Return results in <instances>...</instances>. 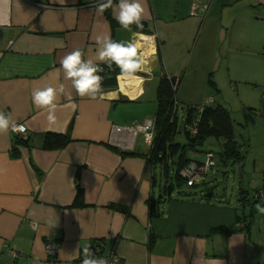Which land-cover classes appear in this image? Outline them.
<instances>
[{"label": "crops", "instance_id": "crops-1", "mask_svg": "<svg viewBox=\"0 0 264 264\" xmlns=\"http://www.w3.org/2000/svg\"><path fill=\"white\" fill-rule=\"evenodd\" d=\"M18 2L10 0L0 8L5 19L0 26V110L26 126L29 145L16 146L14 155L13 134L0 135V264H81L82 248L95 243L102 244L104 252L115 251L122 264H264V215L253 202L255 189L264 188V177L256 187H247L243 179L229 192H208L199 186L216 179L208 174L210 168L189 193L182 188L168 195L163 182L157 183L158 168L147 163L151 144L142 133L141 141L136 144L135 137L131 146L111 141L113 125L153 123L163 74L174 78L178 88L191 80L214 85L213 71H230L227 36H232L241 10L258 12L264 0H142L148 24L142 29L133 25L131 32L114 18L118 9L96 11L100 0ZM137 32L156 35L155 57H150L146 72L138 73L143 83H118L119 69L113 65L108 69L113 85L103 84L108 94L103 100L77 96L64 79L61 59L76 48L95 59L97 35L127 41ZM149 43L141 41L146 54L153 51ZM259 65L262 77L256 86L262 97L253 105L264 116V66ZM61 83L65 94L57 100V123L49 125L46 111L33 105L31 93ZM133 96L137 98L130 99ZM72 103L78 106L75 111ZM48 132L65 134L70 141L45 148ZM260 132L264 138V129ZM247 136L251 142L253 131ZM234 138L240 157H222L224 140L219 138L220 161L230 166L225 175L231 170L242 177V144L235 133ZM120 150L137 154L122 155ZM202 152L204 156L206 150ZM253 163L255 170L260 162ZM78 188L80 203L75 201ZM151 198L160 199L157 216L149 212ZM34 220L39 222L36 231L30 227ZM49 220L58 221L56 227H50ZM48 243L57 246L54 258ZM10 249L19 255L13 257Z\"/></svg>", "mask_w": 264, "mask_h": 264}, {"label": "rangeland", "instance_id": "rangeland-1", "mask_svg": "<svg viewBox=\"0 0 264 264\" xmlns=\"http://www.w3.org/2000/svg\"><path fill=\"white\" fill-rule=\"evenodd\" d=\"M236 23L237 26L235 25L231 29L232 36H227L226 40V53L230 71H219L221 73L224 72L221 77L217 69L213 71L212 74L215 73V86L202 80H191L190 83L185 82L178 86L174 94L178 104L176 111L178 133L175 135L174 140L184 145L189 142L182 130V119L186 115L187 107L193 104L215 105L220 103L230 109L235 137L242 144L240 145L241 148H239L243 149L241 154L244 157L242 158L245 168L243 171L244 176L232 174L231 170L228 171V176L224 174V170L230 166L221 164L220 152L222 145L215 137H209L202 145L196 146L197 150L189 149V147L186 149L187 156L196 159L205 158L206 153L203 156L202 152L204 150L215 153L214 160L216 164L209 170L208 174L211 171L217 175L216 179L212 184L207 181L199 186L200 188H205L208 192L213 189L229 192L232 190L233 184H238L243 179L247 187H256L258 186L257 184L261 183L262 177H264V172H262L264 171V138H262L260 132L261 129H264L262 127L264 126V116H260L258 105H253L259 104L262 97V92L256 86L259 82V77H262L256 64L259 61V66H264L260 61L261 58L264 61V9L261 7L257 12L256 10L245 8L241 10L240 17ZM221 48L224 49V46L222 47L221 45ZM221 51L224 56V50ZM247 120L249 121L248 126L245 125ZM249 129L254 133V139L251 142L247 136ZM141 139L142 135L138 134L135 140L136 144ZM244 142L245 144H243ZM255 159L260 163L256 164L257 169L254 170L253 160ZM170 170L173 173L174 168ZM252 173L254 174V181H252L250 186L248 183ZM158 174L159 170L156 171L159 185V181L164 182L165 178H160ZM208 174L206 177H208ZM184 189H186V186H184Z\"/></svg>", "mask_w": 264, "mask_h": 264}, {"label": "clouds", "instance_id": "clouds-1", "mask_svg": "<svg viewBox=\"0 0 264 264\" xmlns=\"http://www.w3.org/2000/svg\"><path fill=\"white\" fill-rule=\"evenodd\" d=\"M18 2V0H17ZM10 0H0V8L9 4ZM19 3V2H18ZM96 11L103 14L106 10L114 8L115 19L120 27L125 31H132V26L137 29H142V23L145 6L142 0H117L114 6V0H100L95 5ZM5 24V19L0 17V26ZM155 40L156 35L148 36L143 32L134 33L133 36L125 40H114L110 35L101 34L95 38L96 53L95 59L86 58L82 49L76 48L67 53L60 61V67L63 71L65 80L71 82V87L75 90L77 96L88 98L90 100H103L107 93L103 88L105 77L101 75L105 71L101 65H106L109 70L115 65L119 69L116 77L117 82L121 81L131 85L132 81L143 83V77L138 73L147 71V64L150 57H155ZM141 41L150 42L149 47L153 49L150 54H146V49L141 44ZM65 94V85L59 84L58 87L45 86L43 88L33 89L31 93L32 103L38 109L46 111L47 122L49 125L57 123V100L58 97ZM133 96L130 99H136ZM71 101V96L67 97ZM73 111L78 107L75 103L71 104ZM28 129L24 124L18 123L12 118L11 113L0 110V135L11 133L22 134ZM215 161L212 159V154L204 162V167L213 166ZM181 175H184V170H181ZM194 180H189V184ZM255 210L258 214L264 215V198L261 202L255 204ZM58 221L49 220L50 227H56ZM34 231L38 230L39 222L33 221L30 225ZM81 264H108V260L103 256H97L90 246L82 248ZM218 264H224L222 260H218Z\"/></svg>", "mask_w": 264, "mask_h": 264}, {"label": "trees", "instance_id": "trees-1", "mask_svg": "<svg viewBox=\"0 0 264 264\" xmlns=\"http://www.w3.org/2000/svg\"><path fill=\"white\" fill-rule=\"evenodd\" d=\"M104 84L113 85L111 78L108 77V73ZM176 89L177 83L174 78H171L166 74H163L160 77L157 85L156 109L153 121L154 137L149 147V151L147 154H145L147 163L152 167H157L159 173L162 175L161 177L165 178V181L163 182V192L167 193L168 195H170L174 190H179L182 188L184 190V186H186L185 190H193L198 184L201 183L200 181L194 185L188 186L180 174L181 168L190 160H192L186 155V149L188 147L189 149L194 150L196 146L202 145L204 140L208 137H215L217 139L221 138L224 140V149L221 152V156L227 158L240 157L237 148V141H235L234 138L233 121L230 117L229 111L221 104H193L187 107L186 115L182 119V130L189 142L188 144L184 145L174 140L175 135L178 133V119L176 116L177 108L173 114V103L176 101L174 95ZM197 105L203 107V110L199 113L195 111ZM197 114H199V118L196 123L197 132L194 136H192L189 134V130L186 128V125H190ZM69 141L70 139L65 134L48 132L45 134L43 146L45 148H59L67 144ZM18 145H29L28 137L26 139H23L19 136L13 137L14 155H16V146ZM120 153L122 155L137 154L134 151L123 150H120ZM171 168H174L173 173H171ZM259 189L264 188H257L255 189L254 193ZM187 192L189 193L188 190ZM162 194L164 195V193ZM81 195V189L78 188L75 197V201L78 203L81 202ZM158 200L160 199L151 198L149 200V212L153 216L160 214L158 209ZM253 202L259 203L258 201L254 200V198ZM216 229H213V231ZM153 240V236L151 235L149 242L150 245L153 243Z\"/></svg>", "mask_w": 264, "mask_h": 264}, {"label": "built area", "instance_id": "built-area-1", "mask_svg": "<svg viewBox=\"0 0 264 264\" xmlns=\"http://www.w3.org/2000/svg\"><path fill=\"white\" fill-rule=\"evenodd\" d=\"M104 67L105 71L101 73L105 77L104 81L106 80V76L108 73V68L106 65H101ZM103 81V84H104ZM177 108V103L174 101L173 103V114L175 113V110ZM203 110V107L200 105H197L195 108V111L198 113ZM199 114L196 115L192 123L187 124L186 128L189 130V134L194 136L197 132L196 129V123L198 121ZM23 124V123H22ZM26 127V126H25ZM112 135H111V141L115 144L118 145H125V146H131L133 145V141L138 133H142L143 139L145 140L146 143L151 144L153 141L154 133H153V123L151 121H146L144 123L140 124H134V125H113L111 129ZM13 136H19L23 139H26L28 137L27 132L22 133V134H16L12 133ZM205 158L203 161H196V160H190L187 164H185L181 170H184V175H181L186 184L188 186L194 185L198 182L201 181L203 175L206 173V171L210 168L204 167V162L205 160L208 159L209 153L212 154V159L214 160L215 153L213 151H206L205 152ZM215 161V160H214ZM215 164V163H214ZM180 170V174H181ZM189 180H194L193 183L189 184ZM254 200L261 202V199L264 198V189H259L257 192L254 193L253 195ZM91 250L97 255V256H103L108 260V264H122V261L120 257L117 255L115 251H109V252H104L103 251V245L95 243L94 245L90 246ZM47 251L49 255L54 258L57 246L48 243L46 245ZM11 255L13 257L18 256V252L15 249H10L9 250ZM81 259H83L82 252L80 253Z\"/></svg>", "mask_w": 264, "mask_h": 264}, {"label": "water", "instance_id": "water-1", "mask_svg": "<svg viewBox=\"0 0 264 264\" xmlns=\"http://www.w3.org/2000/svg\"><path fill=\"white\" fill-rule=\"evenodd\" d=\"M142 23L144 24V27H146L148 24L147 21H143V20H142Z\"/></svg>", "mask_w": 264, "mask_h": 264}]
</instances>
